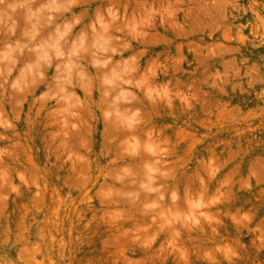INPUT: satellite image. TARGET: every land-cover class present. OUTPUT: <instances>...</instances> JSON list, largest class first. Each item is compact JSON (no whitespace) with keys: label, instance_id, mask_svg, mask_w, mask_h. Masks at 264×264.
I'll return each instance as SVG.
<instances>
[{"label":"rangeland","instance_id":"obj_1","mask_svg":"<svg viewBox=\"0 0 264 264\" xmlns=\"http://www.w3.org/2000/svg\"><path fill=\"white\" fill-rule=\"evenodd\" d=\"M0 2V264H264V0Z\"/></svg>","mask_w":264,"mask_h":264},{"label":"bare ground","instance_id":"obj_2","mask_svg":"<svg viewBox=\"0 0 264 264\" xmlns=\"http://www.w3.org/2000/svg\"><path fill=\"white\" fill-rule=\"evenodd\" d=\"M45 0H33V3H31L32 4V6H35V5H38L39 3H41V2H44ZM0 4H1V2H0ZM9 4V3H8ZM7 4V5H8ZM7 5H2V6H0V10H2L3 12H7V10H8V7L9 6H7ZM22 5V4H21ZM15 6H13L12 8H14ZM10 9V8H9ZM24 9V8H23ZM14 10V9H13ZM27 10V9H26ZM2 12V13H3ZM23 12V11H22ZM12 13V12H11ZM25 13H27V12H25ZM28 14V13H27ZM4 15H7V13H5ZM29 15H30V13H29ZM3 16V15H2ZM5 17V16H4ZM25 17V16H24ZM27 17V16H26ZM34 17H36V16H34ZM4 20H6V19H4ZM29 21H30V19H29ZM29 23V22H28ZM32 24V23H31ZM46 24V23H45ZM44 24V22L43 21H39L38 22V25H37V27L40 25V26H42V28H39V29H41L38 33H39V36L37 37V41H36V43L37 44H40V43H42V39H41V36L42 35H45L46 33H45V31L46 30H51L52 29V22H51V24H49V26L47 27V25H45ZM37 27H36V29H37ZM31 28V27H30ZM62 31V30H61ZM35 37V36H34ZM42 40V41H41ZM35 41V40H34ZM34 41H32V43L34 42ZM43 42H45V41H43ZM25 46V45H24ZM61 55H63V54H61Z\"/></svg>","mask_w":264,"mask_h":264}]
</instances>
